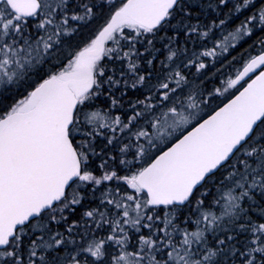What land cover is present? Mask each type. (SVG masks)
I'll return each instance as SVG.
<instances>
[{
    "label": "snow or ice",
    "instance_id": "6c2138e0",
    "mask_svg": "<svg viewBox=\"0 0 264 264\" xmlns=\"http://www.w3.org/2000/svg\"><path fill=\"white\" fill-rule=\"evenodd\" d=\"M0 264H264V0H0Z\"/></svg>",
    "mask_w": 264,
    "mask_h": 264
}]
</instances>
